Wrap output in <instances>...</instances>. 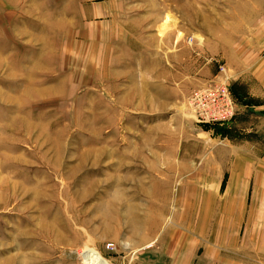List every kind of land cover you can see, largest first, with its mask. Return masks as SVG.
Listing matches in <instances>:
<instances>
[{"label":"rangeland","instance_id":"rangeland-1","mask_svg":"<svg viewBox=\"0 0 264 264\" xmlns=\"http://www.w3.org/2000/svg\"><path fill=\"white\" fill-rule=\"evenodd\" d=\"M224 79L264 0H0V264H264V116L189 106Z\"/></svg>","mask_w":264,"mask_h":264},{"label":"built area","instance_id":"built-area-1","mask_svg":"<svg viewBox=\"0 0 264 264\" xmlns=\"http://www.w3.org/2000/svg\"><path fill=\"white\" fill-rule=\"evenodd\" d=\"M218 73L225 74L224 66H218ZM226 77V76H224ZM227 79L212 87L196 91L192 94L189 106L195 114L196 124L201 127L227 125L236 114V105L232 99ZM112 246H108L111 249Z\"/></svg>","mask_w":264,"mask_h":264},{"label":"crops","instance_id":"crops-1","mask_svg":"<svg viewBox=\"0 0 264 264\" xmlns=\"http://www.w3.org/2000/svg\"><path fill=\"white\" fill-rule=\"evenodd\" d=\"M215 82V81H214ZM230 86V84H229ZM233 89H232V94L234 95L237 104L239 103V111L242 110L241 112L248 113V115H243L241 118V122H248L250 119H254V116H257L256 118H259L258 116H264V81L259 80L258 82H252L250 85L241 84L238 82H235L233 84ZM139 113V112H137ZM142 113H145V111H142ZM164 113V112H163ZM162 114V112L160 113ZM255 120V119H254ZM236 120L234 119L232 121L233 124L237 125L238 123L235 122ZM231 123V124H232ZM239 126V125H237ZM257 126L253 125L252 128H249L248 130H242L243 133H246L247 135L249 134H255L257 133ZM249 133V134H248ZM180 155V154H179ZM177 155V157H179ZM175 154L172 156L171 159L174 161L175 159ZM187 157H180V163H190L191 161L186 159ZM184 166V165H183ZM178 172H182V169H184V173L188 171V168H183L178 164ZM186 176V174H178L175 177H183ZM183 249L182 246H179L178 249ZM181 253V252H180ZM180 263H183L182 261L185 260V256L183 258L179 259Z\"/></svg>","mask_w":264,"mask_h":264},{"label":"trees","instance_id":"trees-1","mask_svg":"<svg viewBox=\"0 0 264 264\" xmlns=\"http://www.w3.org/2000/svg\"><path fill=\"white\" fill-rule=\"evenodd\" d=\"M230 93H232V90H231V88H230ZM232 95V94H231ZM234 96V95H233ZM235 98V97H234ZM233 98V99H234ZM236 102V101H235ZM237 103V102H236ZM235 119V118H234ZM233 119V120H234ZM232 120V121H233ZM232 121L231 122H229L227 125H215V126H204L203 128H205V130H207V129H209V128H211V129H213L214 131H215V133H216V135H219V136H223L225 133H226V129L229 127V125H231V123H232Z\"/></svg>","mask_w":264,"mask_h":264},{"label":"bare ground","instance_id":"bare-ground-1","mask_svg":"<svg viewBox=\"0 0 264 264\" xmlns=\"http://www.w3.org/2000/svg\"><path fill=\"white\" fill-rule=\"evenodd\" d=\"M172 25V23L169 21V20H166V21H164V23L162 24V26L160 27L161 28V30H162V33L164 32V30L165 29H167L168 27H170ZM160 35H161V32H160ZM199 38V37H198ZM85 264H92V262H90L89 260H87L86 262H85ZM93 264H106L103 260H101V259H95L94 261H93Z\"/></svg>","mask_w":264,"mask_h":264}]
</instances>
